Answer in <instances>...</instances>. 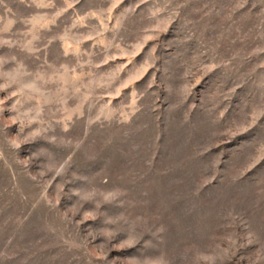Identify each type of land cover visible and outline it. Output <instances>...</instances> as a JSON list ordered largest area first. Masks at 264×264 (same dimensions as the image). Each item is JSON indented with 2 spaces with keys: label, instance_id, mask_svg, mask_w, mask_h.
<instances>
[{
  "label": "rangeland",
  "instance_id": "rangeland-1",
  "mask_svg": "<svg viewBox=\"0 0 264 264\" xmlns=\"http://www.w3.org/2000/svg\"><path fill=\"white\" fill-rule=\"evenodd\" d=\"M0 264H264V0H0Z\"/></svg>",
  "mask_w": 264,
  "mask_h": 264
}]
</instances>
